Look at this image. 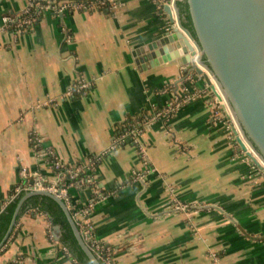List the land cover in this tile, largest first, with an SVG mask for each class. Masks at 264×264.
<instances>
[{
    "label": "crops",
    "instance_id": "crops-1",
    "mask_svg": "<svg viewBox=\"0 0 264 264\" xmlns=\"http://www.w3.org/2000/svg\"><path fill=\"white\" fill-rule=\"evenodd\" d=\"M28 2L0 0V212L33 171L55 181L92 159L94 183L72 188L70 202L89 210L114 264H264V174L204 77L184 72L164 8L115 0L1 28ZM211 203L221 210L202 207ZM53 225L21 214L0 264H77Z\"/></svg>",
    "mask_w": 264,
    "mask_h": 264
},
{
    "label": "water",
    "instance_id": "water-1",
    "mask_svg": "<svg viewBox=\"0 0 264 264\" xmlns=\"http://www.w3.org/2000/svg\"><path fill=\"white\" fill-rule=\"evenodd\" d=\"M178 1L187 4L194 33L183 25L178 4L177 24L170 6L165 4L171 24L165 40L185 54L182 57L186 65L184 72L193 70L197 73L195 78L203 76L216 98L226 101L229 111L222 107L227 117L232 118L230 128L240 151L264 174V0ZM170 56L174 58L175 53ZM32 195H46L55 200L88 260L92 264H103L83 239L66 202L47 190L23 194L0 241V250L19 219L24 201ZM202 207L221 210L212 203ZM53 228V234L60 240V225L54 224Z\"/></svg>",
    "mask_w": 264,
    "mask_h": 264
},
{
    "label": "built area",
    "instance_id": "built-area-1",
    "mask_svg": "<svg viewBox=\"0 0 264 264\" xmlns=\"http://www.w3.org/2000/svg\"><path fill=\"white\" fill-rule=\"evenodd\" d=\"M158 5L164 8L165 4L170 6L172 12V18L174 23L178 22V15L176 5L178 0H153ZM115 0H29L25 10L23 11V15L18 16V18H14L11 16H4L2 18L1 28H9L14 27L17 30H22L26 25H30L34 18L37 17L41 12L46 10H53L58 13H63L64 11L78 10L84 12H91L99 10L103 7H115ZM168 15V14H167ZM169 17V15H168ZM87 83L85 81L80 82L78 84V88L86 87ZM206 92V89L203 90ZM199 95V94H196ZM193 97L194 95H190ZM189 97H185L187 99ZM178 100L177 98L175 99ZM173 101L171 105H169L165 111H159L154 116L167 117L168 113L172 112L177 106L178 102ZM213 101L219 105H224L226 109L229 111L226 101L224 99L218 100L216 96L213 94ZM232 120V118L230 117ZM140 133V130H135L132 134L136 136ZM35 146L39 144V138L35 137ZM142 151V150H141ZM143 153V152H142ZM144 156V153L142 154ZM94 160H87L85 163L75 164L71 168H67L62 172L61 177L55 181L48 180L44 174L39 171H33L31 176L33 181L26 186L18 187L15 191V194L10 198L9 201L13 200L16 196H18L21 192H28L31 190H47L51 193H54L61 197L66 204L69 206L72 212V216L75 219L81 235L88 246L92 249V251L96 254V256L104 263V264H114L112 252L105 247L102 243H100L93 232V228L91 222L89 220V210L88 209H76L73 206V203L70 202V191L72 188L81 187L85 184H93L94 179L91 176L92 166ZM59 165V163H56ZM175 210H184L186 209V205L181 202L175 203ZM65 249V248H64Z\"/></svg>",
    "mask_w": 264,
    "mask_h": 264
},
{
    "label": "trees",
    "instance_id": "trees-1",
    "mask_svg": "<svg viewBox=\"0 0 264 264\" xmlns=\"http://www.w3.org/2000/svg\"><path fill=\"white\" fill-rule=\"evenodd\" d=\"M177 4L183 25L194 33L187 4L182 1H178ZM22 196L23 193L6 203L3 210L0 212V241L9 227L14 210ZM29 210L46 213L50 216L53 224L60 225V243L64 246L65 250L68 252V256L72 260L77 264H92L80 249L65 213L55 200L46 195H32L24 201L21 208V214Z\"/></svg>",
    "mask_w": 264,
    "mask_h": 264
},
{
    "label": "rangeland",
    "instance_id": "rangeland-1",
    "mask_svg": "<svg viewBox=\"0 0 264 264\" xmlns=\"http://www.w3.org/2000/svg\"><path fill=\"white\" fill-rule=\"evenodd\" d=\"M232 139L235 141V138H234V135L232 136ZM236 142V141H235ZM238 145V144H237ZM239 147V146H238ZM245 154V153H244ZM245 156L246 157H248L246 154H245ZM248 159H250L249 157H248ZM251 160V159H250ZM257 167V166H256ZM258 168V167H257ZM259 169V168H258ZM260 170V169H259ZM261 171V170H260Z\"/></svg>",
    "mask_w": 264,
    "mask_h": 264
},
{
    "label": "bare ground",
    "instance_id": "bare-ground-1",
    "mask_svg": "<svg viewBox=\"0 0 264 264\" xmlns=\"http://www.w3.org/2000/svg\"><path fill=\"white\" fill-rule=\"evenodd\" d=\"M225 101V100H224Z\"/></svg>",
    "mask_w": 264,
    "mask_h": 264
}]
</instances>
